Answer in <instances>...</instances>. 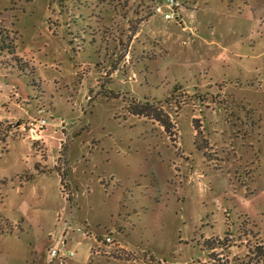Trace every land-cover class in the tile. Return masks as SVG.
<instances>
[{"label": "rangeland", "instance_id": "obj_1", "mask_svg": "<svg viewBox=\"0 0 264 264\" xmlns=\"http://www.w3.org/2000/svg\"><path fill=\"white\" fill-rule=\"evenodd\" d=\"M150 6L0 0V264H264V0Z\"/></svg>", "mask_w": 264, "mask_h": 264}, {"label": "built area", "instance_id": "obj_2", "mask_svg": "<svg viewBox=\"0 0 264 264\" xmlns=\"http://www.w3.org/2000/svg\"><path fill=\"white\" fill-rule=\"evenodd\" d=\"M179 4V0H151L150 13L152 14H163L164 18L170 19L177 17L176 6ZM164 6L167 10L164 11ZM180 17V16H179ZM46 121L44 118L32 119L27 124L21 127V130L26 134L27 137L40 141L43 139V131L45 129ZM105 243H111V237L106 235L104 237ZM65 243V239L61 240L60 245ZM48 254L50 257V264H67L69 257L73 256L72 251H62L60 246L58 248L50 247L48 249Z\"/></svg>", "mask_w": 264, "mask_h": 264}, {"label": "trees", "instance_id": "obj_3", "mask_svg": "<svg viewBox=\"0 0 264 264\" xmlns=\"http://www.w3.org/2000/svg\"><path fill=\"white\" fill-rule=\"evenodd\" d=\"M142 110L143 109H139V110L138 109L137 110L135 109V111H133V113L136 114V115H143L144 114V111H142ZM158 121H159V119H158Z\"/></svg>", "mask_w": 264, "mask_h": 264}, {"label": "crops", "instance_id": "obj_4", "mask_svg": "<svg viewBox=\"0 0 264 264\" xmlns=\"http://www.w3.org/2000/svg\"><path fill=\"white\" fill-rule=\"evenodd\" d=\"M44 134V133H43ZM44 136H45V134H44Z\"/></svg>", "mask_w": 264, "mask_h": 264}]
</instances>
